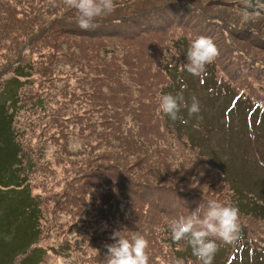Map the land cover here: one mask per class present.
I'll return each mask as SVG.
<instances>
[{
  "label": "rangeland",
  "instance_id": "1",
  "mask_svg": "<svg viewBox=\"0 0 264 264\" xmlns=\"http://www.w3.org/2000/svg\"><path fill=\"white\" fill-rule=\"evenodd\" d=\"M57 2L1 5L0 85L21 75L28 107L14 127L23 154L14 171L20 194L34 198L40 233L14 264L30 253L32 264H106L116 232L142 234L149 264H201L186 241L172 240L170 225L198 207L203 216L211 200L237 207L240 225L233 242L216 241L212 264H264V0H252L247 17L243 0H115L98 25L136 18L146 26L124 45L71 35L77 20ZM153 10L170 25L147 26ZM33 29L50 34L34 42ZM201 35L219 55L196 76L181 67ZM70 55L80 56L74 71L64 63ZM13 58L30 73L14 72ZM181 91L200 104L191 116L181 107L186 122L158 110L161 94ZM112 120L130 129L131 142L124 132L111 137Z\"/></svg>",
  "mask_w": 264,
  "mask_h": 264
},
{
  "label": "clouds",
  "instance_id": "2",
  "mask_svg": "<svg viewBox=\"0 0 264 264\" xmlns=\"http://www.w3.org/2000/svg\"><path fill=\"white\" fill-rule=\"evenodd\" d=\"M68 8L76 10L77 25L83 31H93L98 27L97 20L108 16L115 11V0H64ZM243 13L247 17L248 9L253 8L252 0H243ZM256 18L259 13L253 14ZM129 39L126 38L125 42ZM219 55V50L214 41L206 36L195 37L187 50V63L182 64L181 70H187L190 74L200 76L205 73L206 65L211 64ZM159 112L175 121L180 119L181 107L188 111V115L197 114L200 111L199 101L195 96L191 97V104L185 101L183 92L175 95L171 93L161 94L159 97ZM239 209L216 200L207 204V210L200 215L199 207L187 217L173 220L171 238L175 242L186 241L190 245L192 254L201 264H212L215 253L218 251L217 240L224 243L233 242L239 232ZM119 232L114 233L111 244H106V264H149L148 240L139 233H133L130 238L121 237ZM4 240L10 242L11 235H4ZM98 252V250H96ZM65 264H71L65 261ZM176 264H182L176 261Z\"/></svg>",
  "mask_w": 264,
  "mask_h": 264
},
{
  "label": "trees",
  "instance_id": "3",
  "mask_svg": "<svg viewBox=\"0 0 264 264\" xmlns=\"http://www.w3.org/2000/svg\"><path fill=\"white\" fill-rule=\"evenodd\" d=\"M2 1L4 0H0V12ZM57 4L61 5V7H63L64 9L72 11L74 19H76V10L68 8L64 4V0H58ZM152 12L153 14L151 16V19L153 20H150L147 26L152 27L154 23H158V26L160 27H167L170 25V21L164 18H159L161 14L158 10H153L151 11V13ZM47 14H50V12H48ZM33 17L34 18L30 19L31 22H34L40 18L39 16ZM149 18L150 16L146 19L148 20ZM161 19H163V23L159 21ZM0 21H2V26L6 24L5 22H8V20L4 17H2ZM179 21L184 22L182 16L179 18ZM33 26L41 25H35L33 23ZM73 27H76V29L74 30L76 33L72 32L71 35L77 37L101 36L106 37L112 41L117 40L119 41V44L123 43V45L126 38L128 36L134 35L137 28H146V26L137 21L136 18L126 20L121 19L117 21L109 20V22L99 24L98 27H96V29L93 31H83L78 27V25H73ZM33 30L39 32L37 34L38 36L35 34L34 42H37L43 38L47 39V35L50 34L43 29ZM99 30H109V32L105 35H97ZM64 36L68 37L70 35ZM65 44L66 46L71 47L70 44ZM108 49L109 48H106L105 50ZM83 50L84 49H81L80 56L84 53L85 50ZM80 56L70 55L69 59L71 60H64L65 67H67V69H69L70 71H74L78 67L77 65H75V62ZM9 62H11L13 65H11V63ZM9 62L8 65L9 67H13L14 72H16L17 70H25L29 71L30 73L31 66L27 65V62L21 64L18 58H13L9 60ZM21 77V75H17L14 78L9 77L5 79L0 85V94L4 96V102L0 105V264H7V259L9 262L8 264H14V261L18 256L27 252L29 250V247L35 245L40 241L38 239L40 233L37 228V206L34 203L33 197H23L20 194V191L24 188H20L23 182L20 178V175H18V172L14 171L16 164H18V167L20 166V158H23V154L21 155L22 152L19 151L21 148L18 144V141L16 140L17 137L21 136L22 131L19 132V130H15L14 127L16 126L15 124L19 122L17 121V118H20L22 113L28 112V107L23 104L22 98V96L24 95L22 90L26 84L21 83V81L19 80ZM101 102L103 103L104 100H101ZM112 112H115V109L113 107L108 109L105 114L109 116V114L111 115ZM110 129L113 131V133L110 130L108 132L111 137H113V135L115 136L117 132H124L129 142L132 141V138L129 135L130 129L129 133L126 132V129H122L121 123L119 121L115 123L112 120V128ZM6 151H9L10 153L9 160L11 162V166H13V170H10V162L7 163L6 160L2 158V154ZM17 153L19 155L18 159ZM13 193H15L17 196L12 195ZM16 201L18 202L17 205L14 204L16 203ZM17 221L18 223L16 224ZM19 222H22V224H19ZM6 234L12 236L10 242H6L4 240L3 237ZM36 252H38V250H36ZM33 258V253H30V255L23 257L19 264H32V262L35 261Z\"/></svg>",
  "mask_w": 264,
  "mask_h": 264
}]
</instances>
